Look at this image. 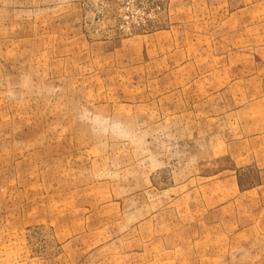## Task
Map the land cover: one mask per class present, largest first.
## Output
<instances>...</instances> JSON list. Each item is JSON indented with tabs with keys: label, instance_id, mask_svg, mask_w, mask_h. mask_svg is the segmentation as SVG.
I'll return each instance as SVG.
<instances>
[{
	"label": "rangeland",
	"instance_id": "obj_1",
	"mask_svg": "<svg viewBox=\"0 0 264 264\" xmlns=\"http://www.w3.org/2000/svg\"><path fill=\"white\" fill-rule=\"evenodd\" d=\"M127 1L0 0V264H264V0Z\"/></svg>",
	"mask_w": 264,
	"mask_h": 264
},
{
	"label": "built area",
	"instance_id": "obj_2",
	"mask_svg": "<svg viewBox=\"0 0 264 264\" xmlns=\"http://www.w3.org/2000/svg\"><path fill=\"white\" fill-rule=\"evenodd\" d=\"M125 8H126L125 12L127 11V13H128L130 10V0L127 1ZM128 18H129V16L127 14H125V19H127V22H128ZM128 28H130V27L128 26Z\"/></svg>",
	"mask_w": 264,
	"mask_h": 264
}]
</instances>
